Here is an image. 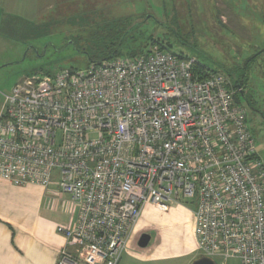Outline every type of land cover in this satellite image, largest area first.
Listing matches in <instances>:
<instances>
[{
	"label": "built area",
	"instance_id": "1",
	"mask_svg": "<svg viewBox=\"0 0 264 264\" xmlns=\"http://www.w3.org/2000/svg\"><path fill=\"white\" fill-rule=\"evenodd\" d=\"M247 121L229 77L154 44L16 84L0 112V178L57 179L80 208L58 228V264H120L146 206L190 202L201 257L264 264V163Z\"/></svg>",
	"mask_w": 264,
	"mask_h": 264
},
{
	"label": "rangeland",
	"instance_id": "2",
	"mask_svg": "<svg viewBox=\"0 0 264 264\" xmlns=\"http://www.w3.org/2000/svg\"><path fill=\"white\" fill-rule=\"evenodd\" d=\"M0 2L12 29L0 44V112L4 96L26 77L86 70L93 60L104 61L114 50L119 51L117 57L128 59L149 51L154 39L172 54L197 58L229 79L247 73V91L264 113V58L251 59L264 47V0ZM247 123L264 163V118L248 111ZM185 206L195 221L194 204ZM213 260L240 264L235 259Z\"/></svg>",
	"mask_w": 264,
	"mask_h": 264
},
{
	"label": "crops",
	"instance_id": "3",
	"mask_svg": "<svg viewBox=\"0 0 264 264\" xmlns=\"http://www.w3.org/2000/svg\"><path fill=\"white\" fill-rule=\"evenodd\" d=\"M3 4L0 2V44L12 30L6 25ZM57 181L45 189L16 186L0 178V264H58L66 246L58 228L76 225L80 208L60 191ZM188 211L177 203L167 209L146 206L120 264H192L200 258L195 221ZM145 234L152 238L147 247H141Z\"/></svg>",
	"mask_w": 264,
	"mask_h": 264
},
{
	"label": "flooded vegetation",
	"instance_id": "4",
	"mask_svg": "<svg viewBox=\"0 0 264 264\" xmlns=\"http://www.w3.org/2000/svg\"><path fill=\"white\" fill-rule=\"evenodd\" d=\"M262 57L264 58V47L262 50H259V54L258 56L255 55L253 58L251 59H257L258 57ZM261 74H262V84H264V59H263V63H261ZM230 81L231 84L233 86V89L236 93V98L237 100L239 99L238 97L240 96L241 99L243 100V106L247 112V119H248V111H253V112H258L260 114V116H262L264 118V113L262 111V109H260L259 107L255 106L256 102L253 98L252 95H249L247 89L249 86V76L243 73L239 74L237 73V76L232 75L230 77ZM240 101V99H239ZM241 102V101H240Z\"/></svg>",
	"mask_w": 264,
	"mask_h": 264
},
{
	"label": "water",
	"instance_id": "5",
	"mask_svg": "<svg viewBox=\"0 0 264 264\" xmlns=\"http://www.w3.org/2000/svg\"><path fill=\"white\" fill-rule=\"evenodd\" d=\"M152 236L150 234H145L140 240L141 247H147L151 241ZM192 264H216L214 260L207 257H200L195 260Z\"/></svg>",
	"mask_w": 264,
	"mask_h": 264
},
{
	"label": "trees",
	"instance_id": "6",
	"mask_svg": "<svg viewBox=\"0 0 264 264\" xmlns=\"http://www.w3.org/2000/svg\"><path fill=\"white\" fill-rule=\"evenodd\" d=\"M127 32V31H126ZM125 35V33L124 34H122L121 35V37H120V39L119 40H123V36ZM154 44H159V45H161L162 47H165L164 46V44L163 43H161L160 41H155L154 39L152 40V44H151V46H153ZM166 48V47H165ZM167 49V48H166ZM112 52V51H111ZM112 55L111 56H109V57H107L106 59H104V60H108V59H113V58H115V57H117L118 55H119V51L117 50V52H115V50L111 53ZM133 57H136V56H133ZM94 62H100L99 60H97V61H92V63H94Z\"/></svg>",
	"mask_w": 264,
	"mask_h": 264
}]
</instances>
